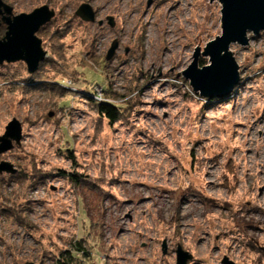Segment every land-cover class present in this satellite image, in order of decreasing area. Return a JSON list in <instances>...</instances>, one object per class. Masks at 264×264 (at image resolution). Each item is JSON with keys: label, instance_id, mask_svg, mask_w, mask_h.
<instances>
[{"label": "rangeland", "instance_id": "rangeland-1", "mask_svg": "<svg viewBox=\"0 0 264 264\" xmlns=\"http://www.w3.org/2000/svg\"><path fill=\"white\" fill-rule=\"evenodd\" d=\"M2 1L55 16L36 33L47 56L35 73L0 66V136L12 119L22 128L0 154L17 170L0 174V264H175L177 245L187 264H264V35L229 47L239 84L211 104L182 72L196 50L209 64L217 1ZM83 3L93 23L75 15Z\"/></svg>", "mask_w": 264, "mask_h": 264}, {"label": "water", "instance_id": "water-1", "mask_svg": "<svg viewBox=\"0 0 264 264\" xmlns=\"http://www.w3.org/2000/svg\"><path fill=\"white\" fill-rule=\"evenodd\" d=\"M150 1L148 0V4ZM210 1H217L221 6V34L208 42L202 52L203 56L209 58V64L199 67L200 52L196 50L191 64L182 72V76L189 81L192 91L201 98L209 102L222 103L229 100L240 80L238 65L229 47L233 44L246 46L248 33L254 36L264 35V0ZM75 15L83 22L95 21V12L85 3L77 8ZM54 16V11L46 5L35 8L30 13L13 15L12 8L0 0V27L2 24L6 26L3 37H0V66L22 62L29 75L35 73L47 56L36 33ZM110 25L112 26L111 22ZM117 47V42L113 41L106 53V61L112 59ZM21 139V124L18 120L12 119L0 136V154L12 150L14 145L20 144ZM16 172L12 164L0 162V174L13 175ZM261 251L264 253V246L261 247ZM162 253H166L165 242L162 243ZM175 257V264H187L192 259V255L180 245L176 247ZM221 263L235 264L226 257Z\"/></svg>", "mask_w": 264, "mask_h": 264}, {"label": "trees", "instance_id": "trees-1", "mask_svg": "<svg viewBox=\"0 0 264 264\" xmlns=\"http://www.w3.org/2000/svg\"><path fill=\"white\" fill-rule=\"evenodd\" d=\"M43 62H41L39 64V67H40V65ZM200 65L203 66V63H200ZM210 103L211 104H215V103H217V101L210 102ZM95 110H96L97 114L99 116L105 118L110 125H113V124L117 123L120 120V115H119V112H118L120 109H118V107H116L113 104H109L107 102L95 103ZM64 177L67 178L68 180L70 179L71 181H73V180L77 181L79 179L78 177H77V179H75L74 175H72V174H65ZM76 248H77L76 250L81 251L82 250L81 249V244L77 243ZM66 254H69V253H66Z\"/></svg>", "mask_w": 264, "mask_h": 264}, {"label": "bare ground", "instance_id": "bare-ground-1", "mask_svg": "<svg viewBox=\"0 0 264 264\" xmlns=\"http://www.w3.org/2000/svg\"><path fill=\"white\" fill-rule=\"evenodd\" d=\"M196 6H197V8H199V6H198V2H197V4H196ZM172 17H173L175 20H177V18L175 17L174 13L172 14ZM185 20H187V21L190 20V21H191V20H192V17H189L188 19H185ZM175 24H176L175 22L172 23V25H171L172 28H171V30H170V32L173 34V36H174V32H175V30L178 28L177 26L180 27L179 23H178V25H177V24L175 25ZM173 26H174V27H173ZM175 27H176V29H174ZM177 41H179V38H175V40H172V39H171V40H170V43H171V44H174V43L177 42ZM178 45L180 46V44H178ZM173 52H175V51H172V52H171V56H170V57H173V56H172V53H173ZM155 173H156V172H154V174H155ZM153 183H154L153 180H150V181H149V184H153ZM160 183H161V182H160Z\"/></svg>", "mask_w": 264, "mask_h": 264}, {"label": "built area", "instance_id": "built-area-1", "mask_svg": "<svg viewBox=\"0 0 264 264\" xmlns=\"http://www.w3.org/2000/svg\"><path fill=\"white\" fill-rule=\"evenodd\" d=\"M194 94L198 95L197 93L194 92ZM199 99L205 103H210L209 101H206L205 99L201 98L199 95H198ZM231 97V96H230ZM101 101V100H99Z\"/></svg>", "mask_w": 264, "mask_h": 264}]
</instances>
